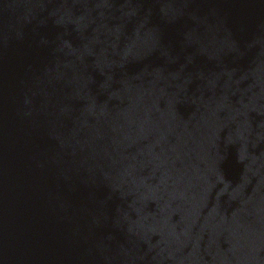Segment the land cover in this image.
Instances as JSON below:
<instances>
[{"label": "water", "instance_id": "water-1", "mask_svg": "<svg viewBox=\"0 0 264 264\" xmlns=\"http://www.w3.org/2000/svg\"><path fill=\"white\" fill-rule=\"evenodd\" d=\"M0 264H264V0H0Z\"/></svg>", "mask_w": 264, "mask_h": 264}]
</instances>
